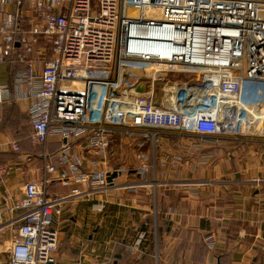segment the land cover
Wrapping results in <instances>:
<instances>
[{"label": "built area", "instance_id": "2783aa9c", "mask_svg": "<svg viewBox=\"0 0 264 264\" xmlns=\"http://www.w3.org/2000/svg\"><path fill=\"white\" fill-rule=\"evenodd\" d=\"M0 8V66L10 59L24 66L14 74L13 92L0 85V110L22 102L31 144L41 149L35 157L14 142L15 160L0 165L5 188V177L41 162L38 180L26 182L20 197L0 194V224L5 215L22 213L6 249L8 264H59L53 220L62 202L110 190L130 171L143 178L141 185L153 186L155 200L162 130L229 140L254 131L264 138V115L253 116L264 107V0H0ZM141 44L151 50L138 56ZM127 61L175 67L201 75V82L197 89V80L184 79L191 86L188 107L165 115L150 95L112 96ZM201 86L214 88L207 104L198 102L206 97L198 94ZM52 140L59 145L54 154L47 150ZM122 140L133 142L136 168H98ZM86 155L98 158L89 168ZM55 183L69 194L50 196ZM104 209V203L93 206L97 213ZM144 236H137L136 247ZM205 242L214 248L210 237Z\"/></svg>", "mask_w": 264, "mask_h": 264}, {"label": "crops", "instance_id": "0c3cea01", "mask_svg": "<svg viewBox=\"0 0 264 264\" xmlns=\"http://www.w3.org/2000/svg\"><path fill=\"white\" fill-rule=\"evenodd\" d=\"M23 68L14 59L1 65L0 85H8L13 92L14 74ZM0 118V165L15 160L10 150L14 142L22 153L38 157L41 149L31 144L23 103L5 104ZM161 133L157 165L163 174L156 186L161 215L158 264H264V138L254 131L240 140L177 130ZM131 143L122 140L112 147L108 159L101 160L98 168L106 165L136 168ZM58 146L52 140L47 150L53 154ZM92 159L98 158L85 156L86 168ZM40 170L38 158L27 163L21 172L4 178L5 188L0 187V194L6 191L14 198L20 197L22 186L37 181ZM142 181L141 176L130 171L119 176L117 185L110 190L63 201L61 215L53 220L58 233V245L53 253L56 262L154 264L152 259L156 257L144 238L138 247L134 245L137 223L150 215L137 210L150 209L148 202L153 193V186L141 185ZM126 184L131 188L123 186ZM58 186L66 191H60ZM69 192L58 183L49 188L50 196H67ZM100 203L105 204V209L97 213L93 206ZM21 214H7L0 224V264L9 262L6 249L22 223ZM209 237L214 241L213 249L206 245ZM199 248L203 251L201 261Z\"/></svg>", "mask_w": 264, "mask_h": 264}, {"label": "rangeland", "instance_id": "374dc122", "mask_svg": "<svg viewBox=\"0 0 264 264\" xmlns=\"http://www.w3.org/2000/svg\"><path fill=\"white\" fill-rule=\"evenodd\" d=\"M134 14L136 15L137 12H135ZM124 63H126V66L132 68L133 63H140V61H136V62L127 61ZM138 73L139 72L136 71V74H138ZM183 73H185V72L183 71ZM184 75L185 74H183L181 76V78L177 76V77H173V79H171L169 77V75L167 76V74H161L160 76H158L157 79L151 81L152 83H150L152 85H159L160 86V89L163 92V99L161 102V106L167 110L174 111V114H177L178 111L182 110L183 108H187L188 104L190 103V100H189V97L187 94L188 92H185V91L188 89V87H191V86H185V82H183V80L186 79V77ZM141 76L142 75L139 74L138 76H135L134 79L128 78L126 76V78H125L126 80L125 79L123 80L124 82H126V86H124L123 83L121 82L119 84L118 88L116 87L115 93L123 94V95L127 94L126 96H130V97L135 96V94L138 96H141V97L146 96V95L147 96L150 95V97H152L154 99L153 87L151 85H148L149 87L142 86V83H144L143 79L146 80V77H143V76L141 77ZM195 76H196V80L198 81V83H197V89H198L199 83L201 82L200 81L201 75H195ZM114 79H115V76H114ZM119 80H120V77H119ZM140 85H141V87H140ZM192 87H195V86H192ZM207 88H209L211 94L213 95V92H214L213 86H208V87L201 86V88L199 89V93L205 92V89H207ZM112 89H114V87ZM189 90H187V91H189ZM254 111L255 112H254L253 116L264 115V109L261 110V113H258L256 110H254ZM254 138H256V137H254ZM159 169L160 168L157 165V170H159ZM57 188H59L60 191H66V189L60 188L59 186ZM107 196H108V198H110L111 195L108 194ZM158 201H159L158 197H156V199L154 200V198L152 196L150 203L148 202V204H150V206H151L149 210H147V211H141L140 209L137 210L139 213H144V214L150 213V215L146 218L144 217V219H142V221L140 223H137V226L135 227L136 230L133 232V235H135L137 232H138V235L141 234V232H143V231L146 232V235L144 237V239H145L144 243L150 244L151 250H153L154 256L155 257L157 256L156 259H152L153 262L154 261L157 262V263L154 262V264L159 263L158 262L159 238H160L159 223H160L161 215L159 212ZM123 203L125 204L126 200H124ZM109 205L110 204L107 203L106 206L108 207ZM122 209H126V208L121 207V210ZM155 252H156V254H155ZM202 253H203L202 248H199V261H201ZM129 262L130 261H128L127 263L129 264Z\"/></svg>", "mask_w": 264, "mask_h": 264}, {"label": "bare ground", "instance_id": "6f19581e", "mask_svg": "<svg viewBox=\"0 0 264 264\" xmlns=\"http://www.w3.org/2000/svg\"><path fill=\"white\" fill-rule=\"evenodd\" d=\"M135 12H137L136 15L134 14ZM128 13L134 17L139 15V12L137 10H133V9H129ZM135 49H136V53L138 56H141V55L143 56L145 54H148L149 51L151 50V48L145 44H141V45L135 47ZM136 71L139 73L136 74ZM139 74L142 75L143 77H146V80L143 79L144 83H142V86L149 87L148 85H151L153 87L154 106H155L156 112L160 111V112H164L165 115H170V113H169L170 111L164 110V108L161 106V102L163 99V92L161 91L160 86L159 85H152L150 83H152L151 81L157 79L158 76H160L161 74H167V76L169 75V77L171 79H173V77H177V76L181 78V76L184 74L183 70H179L175 67L170 68L168 66H165V67L159 66V65L150 66V65H147L144 63H133L132 68H131V67L126 66V63H121L120 71H119V76H120L119 81L120 82L118 84H120L122 82L123 85L126 86V82L123 81L126 78V76L128 78L134 79V77L138 76ZM184 76H186V75H184ZM186 78H188L189 82H196V76L195 75L186 76ZM140 87H141V85H140ZM198 94L201 95V92L200 93L198 92ZM117 95H119V94H113L112 96L117 97ZM205 95H206V97H204V98H202V97L198 98V102H200V104H207L208 102L211 101V98H209V96H210L209 88L205 89ZM135 97H137V99L142 100L141 97L136 95V94H135ZM167 111H169V112H167ZM168 119H172V117H170Z\"/></svg>", "mask_w": 264, "mask_h": 264}, {"label": "trees", "instance_id": "16d2710c", "mask_svg": "<svg viewBox=\"0 0 264 264\" xmlns=\"http://www.w3.org/2000/svg\"><path fill=\"white\" fill-rule=\"evenodd\" d=\"M54 154V153H53Z\"/></svg>", "mask_w": 264, "mask_h": 264}]
</instances>
